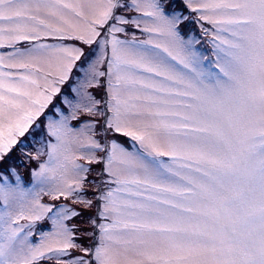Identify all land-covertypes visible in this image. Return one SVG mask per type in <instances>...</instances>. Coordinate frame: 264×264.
<instances>
[{"label": "snow or ice", "instance_id": "snow-or-ice-1", "mask_svg": "<svg viewBox=\"0 0 264 264\" xmlns=\"http://www.w3.org/2000/svg\"><path fill=\"white\" fill-rule=\"evenodd\" d=\"M0 264H264V0H0Z\"/></svg>", "mask_w": 264, "mask_h": 264}]
</instances>
